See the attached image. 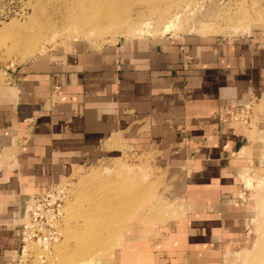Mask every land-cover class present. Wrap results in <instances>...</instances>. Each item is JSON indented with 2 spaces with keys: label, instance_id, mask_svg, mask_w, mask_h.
Returning <instances> with one entry per match:
<instances>
[{
  "label": "crops",
  "instance_id": "crops-1",
  "mask_svg": "<svg viewBox=\"0 0 264 264\" xmlns=\"http://www.w3.org/2000/svg\"><path fill=\"white\" fill-rule=\"evenodd\" d=\"M261 99L263 40L69 43L7 73L0 264L20 262L28 197L122 150L153 154L170 200L161 207L183 206L162 231L172 264L186 256L188 264H216V252L241 251L249 236L236 198L242 176L264 167V141L249 126L224 123L221 111Z\"/></svg>",
  "mask_w": 264,
  "mask_h": 264
},
{
  "label": "rangeland",
  "instance_id": "rangeland-1",
  "mask_svg": "<svg viewBox=\"0 0 264 264\" xmlns=\"http://www.w3.org/2000/svg\"><path fill=\"white\" fill-rule=\"evenodd\" d=\"M161 38L264 41V0H0V83L65 44ZM248 105L249 131L261 132L263 144L264 99ZM244 175L236 204L249 244L216 252V264H264V167ZM163 180L153 154L122 150L57 182L50 190L60 215L46 228L52 240L29 243L19 264H172L162 231L183 206L161 207L170 201Z\"/></svg>",
  "mask_w": 264,
  "mask_h": 264
},
{
  "label": "built area",
  "instance_id": "built-area-1",
  "mask_svg": "<svg viewBox=\"0 0 264 264\" xmlns=\"http://www.w3.org/2000/svg\"><path fill=\"white\" fill-rule=\"evenodd\" d=\"M251 108L248 104H230L222 108L221 117L224 123L235 124L238 127L250 126L251 122ZM51 190L43 195H35L31 197V202L28 204L24 222L20 225V239L22 246L19 257L21 258L26 243L36 241L42 247H48L50 241V234L46 228H53L55 220H57L59 207L56 206L55 199H52ZM53 233V232H52ZM55 234V233H53ZM55 241V238H53Z\"/></svg>",
  "mask_w": 264,
  "mask_h": 264
},
{
  "label": "bare ground",
  "instance_id": "bare-ground-1",
  "mask_svg": "<svg viewBox=\"0 0 264 264\" xmlns=\"http://www.w3.org/2000/svg\"><path fill=\"white\" fill-rule=\"evenodd\" d=\"M168 28L169 27H167L166 29H164V30H168ZM163 31V30H162ZM164 32V31H163ZM162 32V33H163ZM31 44V43H30ZM29 46V45H28ZM38 47V46H37ZM37 47H36V49H37ZM32 48H34V47H32ZM32 53H34V52H32ZM252 128L254 129L255 127L254 126H252ZM250 129H251V127H250ZM249 129V130H250ZM94 178H95V173H91L90 175H89V179H91V180H94ZM248 180V179H247ZM90 181V180H89ZM99 205V204H98ZM84 223H91L90 221H87V222H85V220H84ZM90 225V224H89ZM86 227H87V225H86ZM81 229H83L82 227H81ZM80 232V231H79ZM89 237H90V233H89V235H88ZM121 237H119V239H120ZM79 242H82V240H79ZM30 243V242H29ZM29 243H26L25 244V246H27V245H29ZM25 246H24V249H25ZM24 254H25V252L23 251V253H22V256H21V258H23V256H24ZM65 259V258H64ZM63 260V259H62ZM64 261V260H63ZM62 262V261H61ZM64 263V262H63Z\"/></svg>",
  "mask_w": 264,
  "mask_h": 264
}]
</instances>
